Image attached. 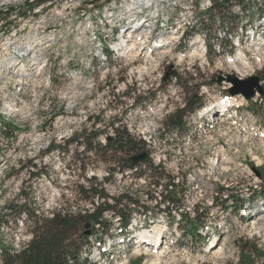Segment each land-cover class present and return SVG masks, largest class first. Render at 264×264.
I'll use <instances>...</instances> for the list:
<instances>
[{"label": "rangeland", "instance_id": "1", "mask_svg": "<svg viewBox=\"0 0 264 264\" xmlns=\"http://www.w3.org/2000/svg\"><path fill=\"white\" fill-rule=\"evenodd\" d=\"M210 1L47 0L33 8L35 0H0V218L6 224L0 235L5 244L15 251L28 244L31 214L48 219L54 212L106 210L112 205L106 199L83 200L78 193L96 185L105 196H131L134 227L127 228L150 231L153 220L142 208L159 190L151 184L173 178L169 197L178 207L166 213L171 224L161 254L138 257L130 237L118 235L123 222L117 226V210L134 214L132 204L122 203L99 224L86 223L81 259L88 264H264V129L256 132L253 119L263 118L253 112L264 111V99L246 103L228 95L227 83H217L218 76L236 75L230 63L243 53L253 70L239 79L256 76L264 88V0L226 5L222 27H212L207 39L197 33L183 42L182 32L199 27ZM123 40L146 43L124 58L114 51ZM227 41L232 48L221 51L218 45ZM206 45L216 48L217 56ZM222 97L240 105L229 103L235 117L216 120L213 108V116L205 112L200 123L188 109L182 113L183 135L167 129L168 117L185 110L187 100L205 109ZM115 126L144 143L145 169L118 172L125 155L105 151L101 143ZM82 130L89 136L83 146L68 142ZM51 142L59 150L48 151ZM158 158H165L156 168L159 177L143 174ZM109 237L123 243L116 246ZM208 239L215 240V249ZM102 257L105 261L97 263Z\"/></svg>", "mask_w": 264, "mask_h": 264}, {"label": "trees", "instance_id": "2", "mask_svg": "<svg viewBox=\"0 0 264 264\" xmlns=\"http://www.w3.org/2000/svg\"><path fill=\"white\" fill-rule=\"evenodd\" d=\"M45 1L47 0H35V3L32 6L34 8V6L42 5ZM210 5L211 6L207 8L208 11L205 14L207 16H203L201 22L199 23V27L194 25L190 29L186 28L183 32L181 37L183 42L190 41L197 33L207 39V34L212 27H222L225 24V18L222 12L225 6L230 5L242 7L243 2L242 0H211ZM33 8H31L30 11H32ZM212 11H215L216 14L208 16V13ZM229 23L230 22H228V24ZM231 23L234 24V21ZM206 46L209 48L210 52L217 56L216 48H211L209 45ZM218 46L221 51L232 48V44L229 41L224 44L220 43ZM188 81L189 80H186L185 83ZM179 83L181 84L180 80ZM193 103V101L187 100L185 103V108H187L185 110H178L170 115L166 123L169 126L167 129L178 130V132L182 131L185 128L182 113L189 112L188 109H191L189 113H194L195 110L200 107L199 106L195 109V106H192ZM253 113L256 114L260 112L254 111ZM87 138H89V136L86 135V131L82 130L78 135L75 134L68 142L75 143L76 146L81 147L85 144L82 142V139L83 141H86ZM54 148L59 150L60 146H55L53 145V142H51L49 144L48 151H51ZM142 148H144V143L134 140V138L130 136L126 130L117 129L114 131V137L109 138L107 149H102L105 151L109 149L116 153L124 154L125 158L122 161L125 165L124 168H127V159L141 152ZM124 168L122 167V169ZM147 172H149V175L152 178L159 177L158 171L154 169L144 171L143 174ZM143 174H139L138 176ZM78 193L81 195V199L89 200L91 196H95L98 191L93 187L88 189L80 187ZM117 202L119 204H136V201L129 195H121L117 199ZM10 210L13 212L12 209ZM18 210L19 213L25 212L23 208H19ZM110 211L115 214L112 210ZM117 213L122 217L123 226L127 227L129 223L128 215L126 213H120L119 210H117ZM25 214L27 215V213ZM29 217L31 218L32 238L28 244L25 245V247L15 251L10 244H5L3 236L1 237L0 235V264H88L87 259H81V250L84 245L88 243V237L85 236L86 231L84 229L88 221L92 223L98 222L99 218H101V211L97 209L91 214L84 215H80L79 213L71 214L66 211L54 212L52 217L48 219L38 218L35 214H31ZM4 225L6 224L3 222V217H1L0 227H3Z\"/></svg>", "mask_w": 264, "mask_h": 264}, {"label": "bare ground", "instance_id": "3", "mask_svg": "<svg viewBox=\"0 0 264 264\" xmlns=\"http://www.w3.org/2000/svg\"><path fill=\"white\" fill-rule=\"evenodd\" d=\"M55 15L56 16L60 15V12L56 13ZM124 41L125 40H123V42ZM127 41L124 42V43L121 42V43H117V44L114 45V51H116V53H118V55L120 57H124V58L133 57V54L135 55L139 51L143 50L144 45L146 43L145 40H143V41L142 40H138L137 42L136 41L127 42ZM248 61L244 59V54L243 53L237 54V56H235L234 60L231 61L230 65L234 66L232 68H233L235 74L237 75V76L235 75L236 77H238V76L239 77H245L248 74L249 70H253L251 68L252 65H249L250 63H248ZM238 63H240L241 65L238 64ZM92 83H93V81H92ZM232 105H236V104H232ZM223 106H225V107H223ZM223 106L222 107L220 106V108L217 107V109H218V111H217L218 112V118L215 117L216 120H224V119H229L232 116L233 117L236 116V114H237L236 111L232 110L231 106H229V103H227V104H225ZM206 112H210V108H208V110ZM228 122H229V120H228ZM224 123H226V122H224ZM211 161H213V160H211ZM148 213L150 214V215L148 214L150 216V218H151L150 220H153V228L151 227L152 230H150V231L149 230L146 231V230L143 229V231L139 232V234L137 236L138 237L137 243L140 244L139 248L144 249V252L141 253L140 250H138L137 252L135 251L134 253H136V255L138 257H141L142 254L145 255V256H147L149 254H155V253L161 254L162 252L161 251L159 252V250H161V244H163L164 233L166 231V228H168V226L171 224V221L169 220V218H166V213L165 214L164 213L161 214L160 212H150V211H148ZM117 215H118V221H117V226H118L119 223L122 222V217L118 213H117ZM128 218H129V223H128L127 227H130V228L134 227V225H132L133 219H132L131 215H129ZM137 223L135 224V226L137 225ZM216 247H217V244L212 242V244L210 246V250L215 249ZM97 254H100V252H98Z\"/></svg>", "mask_w": 264, "mask_h": 264}, {"label": "built area", "instance_id": "4", "mask_svg": "<svg viewBox=\"0 0 264 264\" xmlns=\"http://www.w3.org/2000/svg\"><path fill=\"white\" fill-rule=\"evenodd\" d=\"M262 99H264V97H259V96H255L254 98H253V100H262ZM115 129H117V126H115ZM113 138L114 137V132H111L110 134H109V136H107V135H105L104 137H103V141H101V143H102V145L103 146H107V144H108V141H109V138ZM187 140H189V138H187ZM144 142H145V138H144V140H143ZM143 143V142H142ZM147 143H148V141H147ZM147 153V152H146ZM163 160H165V158H162V160H160V158H158L157 159V162L155 163V162H152V168L151 169H154V170H156V168H158L159 170L161 169L160 168V166H162L163 167V164H162V162L161 161H163ZM147 161V160H146ZM145 163L146 162H143V163H139V164H137L136 166H134V167H127V169L129 170V173H132V172H137L138 170H141V169H145L146 168V166H145ZM115 168V173H114V175H116L117 174V167H114ZM125 169V168H124ZM124 169H120V168H118V172L119 173H123V170ZM157 171V170H156ZM108 172H104V177H105V179L108 177ZM142 179H144V178H142ZM108 180V179H107ZM90 181H92V178L90 179ZM93 181H95V180H93ZM159 182V181H158ZM158 182H154V183H150L151 185H152V187H156L155 189H156V191H157V188H159V190L157 191V192H155L154 194H153V196H150V198H149V196L147 197V198H149V200L152 202V203H150L149 204V206L146 204V205H144V207L142 208V209H146V210H148V211H152V212H160L161 214H163V213H167L168 211H175V209H177V207L178 206H176L175 207V204H177L178 202L174 199H171L170 197H169V193L171 192V190L175 187V184H174V180H173V178L170 180V182H167L166 184H164L163 182L162 183H158ZM158 183V184H157ZM96 185V184H95ZM258 186H253V190H255L256 188H257ZM96 190H97V185L94 187ZM98 191V193L94 196L95 198H97V199H102V200H105L106 199V201H107V203H108V205L109 204H112V205H110V206H108V208H105L106 210H104V209H101L100 211H101V218H103V216H104V214H106L108 211H110V210H113V207H116L117 209H118V206L119 205H121V204H119L118 202H117V199L121 196V195H124V194H121L120 196H118V197H115V198H113V195H109V196H105L102 192H101V190H97ZM180 194V193H179ZM179 194H177L178 195V197H180V195ZM212 202V201H211ZM133 205L134 206V214H127V215H135V210H136V205H135V203L133 204V203H130V205ZM137 209H139V208H137ZM93 213V212H92ZM91 214V213H90ZM51 217H52V215H51ZM50 217V218H51ZM180 216L179 215H176V217L175 218H179ZM101 218H99V220H98V222H96V223H93V224H99L100 223V219Z\"/></svg>", "mask_w": 264, "mask_h": 264}, {"label": "water", "instance_id": "5", "mask_svg": "<svg viewBox=\"0 0 264 264\" xmlns=\"http://www.w3.org/2000/svg\"><path fill=\"white\" fill-rule=\"evenodd\" d=\"M225 82L229 85L230 88L227 89V93L230 96L240 95L244 100L248 101L252 99L256 93L260 96L264 95L263 88L260 86V80L256 76L248 77L246 79H239L235 75H227L225 77L218 76L217 83ZM146 153H141L137 156L130 158L128 161L130 167H134L137 163L144 161ZM89 224L85 226L87 229ZM89 232H85V235H88Z\"/></svg>", "mask_w": 264, "mask_h": 264}]
</instances>
